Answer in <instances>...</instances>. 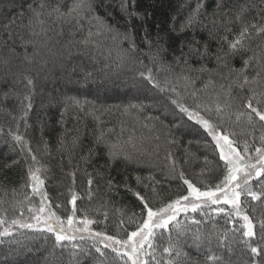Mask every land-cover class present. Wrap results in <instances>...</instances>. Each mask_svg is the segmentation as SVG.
<instances>
[{"label":"trees","instance_id":"1","mask_svg":"<svg viewBox=\"0 0 264 264\" xmlns=\"http://www.w3.org/2000/svg\"><path fill=\"white\" fill-rule=\"evenodd\" d=\"M72 2L44 0L48 7L59 5L64 11ZM39 3L40 0H0V218L9 222L36 215L40 193L32 192L30 187V167H42L45 182L41 191L57 218L67 220L75 208L76 218L93 222L89 225L92 233L117 239H125L143 219V203L137 193L154 208L170 203L187 194L180 172L202 191L214 188L222 179L216 168L218 152L213 151L214 142L204 150L198 144L205 142L202 131L178 129L175 121L183 114L173 115L174 106L168 99L176 98L175 93L152 88L139 74L147 73L150 68L162 86L165 79L169 80V87L175 85L191 105L193 87L186 90L183 81L177 84L175 80L176 75L187 72L188 68L177 65L175 58L188 53L189 44L201 51L207 44L208 56L202 60L189 59L193 69L201 65L208 69L191 73L194 78L199 77L194 87L202 88L209 78L217 85L223 83L230 68L243 67V60L237 55L218 62V41L226 27L239 32L241 24L236 21V15L242 7L246 9L243 13L246 23L264 24V0H128L129 11L139 16L122 11L121 0H91L93 12L88 15L100 17L102 23L95 20L92 23L102 35L94 37L95 43L88 45L77 43L86 35L87 22L84 31H77L73 24L49 21L52 30L46 36H33L28 28L32 18L30 8ZM197 3L203 4L200 15L191 27L180 31ZM218 3L222 4L220 9ZM224 10H229L227 17ZM214 19L219 21L215 26ZM8 31L13 34L11 38ZM250 31L251 39L245 43L252 51L245 52V58L259 52L257 45L264 46V36ZM117 32L131 34L135 52L129 50V41L116 35ZM114 35L116 39L112 38ZM233 38L229 35V39ZM224 50L228 51L226 44ZM247 74L251 77L255 71L250 68ZM211 91L210 88L208 92ZM200 95L209 99L206 93ZM240 95L250 93L245 89ZM234 101L241 112L246 111L239 99ZM237 114L233 112L231 116L228 109L224 127L236 133L230 138L238 142L239 151L243 152L247 143L248 155L255 157V148L262 146L264 122L255 117L253 127L248 122H237ZM157 129L170 148L164 164L151 170L134 154L138 146L149 140L155 142V137L160 139ZM16 135L22 140L16 141ZM173 140L176 142L172 143ZM29 147L36 156L35 163L27 151ZM73 196L77 197L75 206L71 203ZM241 206L250 216L264 218L261 216L264 205L260 201L242 196ZM216 207L219 205L177 215L186 233L180 237V250L187 254L181 257L183 264H212L206 259L210 254L220 257L217 264H232L243 255L241 263L248 259L244 238L238 230L244 222L238 218L229 222L225 213L212 211ZM202 210L206 215L201 214ZM193 219L200 224H194ZM11 231V236L0 237V264H97L83 252L72 249L71 243H79L96 257L99 254L92 245L103 247L98 238L88 240L89 233L83 234L84 240L76 237L60 247L54 246L55 235L46 230L18 227ZM156 231V254L160 258V249L168 245L169 231L175 241L177 230L170 225L163 238H159L162 230ZM197 234H210V243H194ZM74 251L78 255L73 256ZM105 251L113 264H130L126 256Z\"/></svg>","mask_w":264,"mask_h":264},{"label":"snow or ice","instance_id":"2","mask_svg":"<svg viewBox=\"0 0 264 264\" xmlns=\"http://www.w3.org/2000/svg\"><path fill=\"white\" fill-rule=\"evenodd\" d=\"M122 11L128 12L129 16H139L134 11H129L128 0H121ZM222 4L217 5L220 9ZM203 8L202 3H197L196 8L189 15L185 24L181 25L180 31H184L185 28L191 27L196 21L200 11ZM32 12V18L29 20L28 28L33 36L47 35V32L52 30L51 24L57 22H66L73 24L77 31H84L85 24L89 25L86 30V35L77 43L88 45L95 43L94 37L102 35L100 29L94 25L93 20L100 21V17L89 16L88 13L93 12L91 0H73L70 7L66 11L62 10L59 5H53L48 7L44 0H40V3L35 8H30ZM224 10L223 14L227 17V12ZM245 8L240 9V13L236 15V21L240 22L241 27L238 33H234L231 28H225V34L222 35L218 41L220 48L216 53V60L218 62H224L226 58H232L237 55L241 56L243 60V67L241 69L230 68L229 77H226L229 82L219 83L218 85L214 80L209 78L200 89L194 87L196 79L199 77H193L192 72H205L208 69L201 65L199 69H193L189 63L190 58L204 59L208 56V45L203 46V51L197 48L194 44H189L188 53H182L180 57L175 58L177 65L183 64L188 68V71H181L175 76L176 83L184 82L185 89L193 87L190 93L192 98L191 105L188 104L185 98L176 90L175 85L169 87L170 81L165 79L164 85L156 80L152 75V70L149 68L147 73L140 72V77L146 80L152 88L158 89L160 92L169 91L175 93L176 98L169 97V102L174 106L173 115L183 114L182 117L175 121V126L178 129L202 131L205 134V146L211 147L214 142V152H218V161L216 168L219 171L222 179L219 183H216L214 188H208V190L202 191L199 187L192 183L189 179L185 178L184 173H179V178L183 180V183L187 185V195H182L176 200L167 203L161 207H152L149 201L140 196L143 203V219L137 226L135 231H132L127 239H117L115 236L104 235L100 232H89L88 225L93 223L89 220H82L81 223L84 227L77 229L79 232H89V238H98V243L103 247L97 246L96 243L92 245L95 253L99 254L98 257L93 256L90 250H86L79 243H71V248L83 252L86 257H91L97 261V264H113L108 259V254L105 250H111L116 253L118 257L126 256L131 264H183L182 256H186V253H182L181 248V235H186L184 229L181 227L180 221L177 220V215L180 212L187 213L189 209L195 213L197 209L210 208L212 205H219V207L212 208V211L216 213H225L232 222L233 218H238L244 223L238 229L243 239V244L247 250L248 259L245 264H264V218L256 219L253 216L245 213L241 206V197H251L252 201H260L264 205V135L260 137L262 146L255 148V157L248 155L249 146L245 143L243 152L238 150V142L231 137H235V132H229L225 127L226 112L231 108V101L239 99L243 108L246 111L239 112L237 114V121L241 116H246L248 124L254 125V118L258 117L260 122H264V46L257 45L259 52H253L251 56L245 58L244 53L252 51V49L245 43L246 40L251 39V31L254 30L258 36H264V24L258 25L256 23H246L243 20V13ZM217 14H214V16ZM47 17V19H45ZM51 21V24H49ZM102 23V22H101ZM215 26L219 21L213 20ZM227 23V21H225ZM8 28L11 25L6 26ZM38 29V30H37ZM109 32L112 31L108 26ZM175 31V29H173ZM9 38L12 37V32L8 31ZM121 35L122 39L129 41V50L136 51V45L130 33H116ZM116 35L112 38L116 39ZM211 35V33H210ZM229 35H233V39H229ZM151 45V41H147ZM199 43L198 41L196 42ZM227 45L228 51L224 50V45ZM143 61H141V64ZM252 68L255 71V75L249 77L248 70ZM169 71L171 67L169 66ZM235 73V75H233ZM32 83L31 80L28 81ZM261 86V90L257 91L256 87ZM211 92H208L209 89ZM234 89H238L234 94ZM247 89L250 95H240V91ZM200 93H206L209 97L205 100ZM221 97L224 99L222 100ZM28 99V97H25ZM27 107H31L29 103ZM132 108L143 107L142 105H130ZM175 110H178L175 111ZM186 117V120L183 118ZM215 117V119H213ZM210 137V140L207 138ZM16 141H21L22 137L16 135ZM175 143L176 141H171ZM75 143V141H73ZM63 144V141H62ZM115 146L110 147V151ZM28 153L31 156V161L36 162V156L32 154L31 148H27ZM207 161V157H205ZM222 162V163H220ZM15 163V162H14ZM42 167L29 168V179L32 181L30 187L32 192L40 193L41 200L46 199V194L41 191L44 185V179L41 176ZM74 175V174H73ZM92 181L89 180V185ZM253 184L256 187H253ZM76 196L72 197L71 203L75 206ZM186 203H181V202ZM45 211L44 206L39 208V213ZM253 211L255 209L253 208ZM36 214L33 216L34 223L23 222L19 219H13L8 227H4L3 231H0V237L11 236V226L16 225L19 228L35 229L38 231H47L55 235V245L65 247L63 242H72L76 240V236L71 234L69 230L63 227V221L55 216V213L49 212L47 216H41ZM75 214V208H73V215ZM202 215L206 213L202 210ZM264 217V212L261 213ZM255 220V222H254ZM173 222H175L173 224ZM194 224H200L199 220L193 219ZM67 223L72 225L73 217L67 218ZM5 224V220L0 218V226ZM43 225V228H41ZM172 228L177 230L176 240L173 241L171 232L168 235V245L163 246L161 251V257H157L158 245L155 242L158 238L156 230H162L159 234V238H163V232ZM258 227V231H257ZM83 235L80 236V240H84ZM227 239V237H224ZM205 241L210 243V234L207 235H195L193 242ZM197 246L199 244L197 243ZM121 249H124L122 252ZM78 252L74 251L73 256L78 255ZM206 259L212 264H217L220 257L216 255H208ZM127 264V262H125Z\"/></svg>","mask_w":264,"mask_h":264},{"label":"rangeland","instance_id":"3","mask_svg":"<svg viewBox=\"0 0 264 264\" xmlns=\"http://www.w3.org/2000/svg\"><path fill=\"white\" fill-rule=\"evenodd\" d=\"M229 81H227V80H225V81H223V83H225V84H227ZM135 85H137L138 86V84L137 83H134ZM137 88H139V86L137 87ZM259 88H261V86H257V91H259ZM238 90V89H237ZM234 91V90H233ZM235 93H236V91H234ZM234 93V94H235ZM139 93H135V92H132V95H138ZM224 98L222 97V100H223ZM231 108H230V115L231 116H233V112H241V109L240 108H238V104L234 101V100H232L231 101ZM236 121H237V119H236ZM237 122H248L247 121V117H243L242 118V116L240 117V119H239V121H237ZM245 129H247V127L245 128ZM157 131H158V129H157ZM157 134L160 136V139L159 138H157V137H155V135H154V140H156L155 142H153V141H147L145 144H144V146H138L137 147V149H135V154H134V157H139V158H141L142 160H143V162H141V163H143V164H145V165H147V167L148 168H150L151 170H154V169H157L160 165H162V164H164V159H166L165 157H166V154H167V151L169 150V148H170V144H169V142L166 140V138H165V136L163 135L162 136V133L160 132V131H158L157 132ZM153 138V137H152ZM210 138V137H209ZM195 143V142H194ZM199 145H201V148H207L206 146H205V142L204 141H202V142H199L198 143ZM204 150H206V149H204ZM191 157H193V155H191L190 156V158ZM137 163H138V161H137ZM140 166V165H139ZM164 169V168H163ZM175 169H176V167H175ZM167 172V171H166ZM163 173H165V171L163 172ZM187 195V194H186ZM37 197H40V198H38V200H37V205L38 206H36V214H38L39 213V208L41 207V206H44V208H45V211L43 212V213H39V215H41L42 217L43 216H47L48 214H49V212H53L54 213V211L51 209V207L46 203V201H45V199L42 201L41 200V196L40 195H38ZM182 204L183 203H186V202H181ZM103 204H104V202H103ZM203 207V206H202ZM190 210V209H189ZM71 213L67 216V218L69 217V216H72L73 217V223H72V225H69L68 223H67V220H65V219H60L61 221H63V227L66 229V230H69L70 232H71V234H74L76 237H80L81 235H83V234H85V233H89V232H92L91 230H90V227H89V225L87 226L88 227V229H89V232H79V231H77V229H79V228H82V227H84V225L81 223V221L83 220V219H81V218H76L74 215H73V211H70ZM180 213H185V212H180ZM24 220V221H23ZM12 221V220H11ZM11 221H7V222H5V224L4 225H2V226H0V231H3V228L4 227H8L10 224H11ZM21 221H23V222H28V223H34L35 221L33 220V217L32 218H26V219H22ZM15 228H18V226H16V225H12L11 226V230H13V229H15ZM41 228H43V225H41ZM135 231V230H134ZM131 233V232H130ZM129 233V234H130ZM128 234V235H129ZM88 240H90V238L89 237H86ZM94 238H92L91 240H93ZM125 239H127V237L125 238ZM121 251L123 252L124 251V249H121ZM234 252V251H233ZM244 256V255H243ZM243 256L242 257H239L237 260H235V262H233L232 263V261H231V263L232 264H243V263H241L242 262V260H243ZM228 258V259H227ZM227 258L225 259V260H229V257L227 256ZM130 264H131V261H130Z\"/></svg>","mask_w":264,"mask_h":264}]
</instances>
